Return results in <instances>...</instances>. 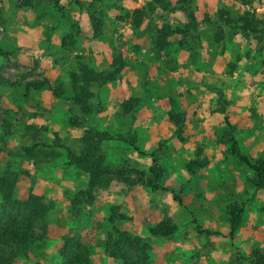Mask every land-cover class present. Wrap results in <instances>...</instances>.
<instances>
[{"label": "rangeland", "instance_id": "1", "mask_svg": "<svg viewBox=\"0 0 264 264\" xmlns=\"http://www.w3.org/2000/svg\"><path fill=\"white\" fill-rule=\"evenodd\" d=\"M20 1L0 0V46L12 51L9 60L0 56V76L14 80L13 84L0 80V170L10 168L16 172L13 188L15 198H22L27 190H32L52 206L43 218L47 225L46 237L34 243L27 256L20 255L17 264H58L61 257L57 244L61 237L70 234H78L89 245V260L86 264H118L117 260L102 252V247L101 250L98 248L103 244L102 234L112 227V223L108 221L111 206H116V213H122V216L114 219V224L119 221V224H115L117 227L138 233L144 238L151 234L146 226L151 225L154 219H146V213L141 219L130 220L127 206L109 204L105 210L95 207L96 189L107 185L109 180L121 183L122 191L131 185L109 176L105 185L94 190L92 203L86 205L82 213L75 214L68 208V198L80 188L78 183L81 178L76 173L80 169L65 162L64 148L55 146L58 156L40 164L34 163L32 157H27L22 151L27 144L22 136L23 124L26 122L44 125L43 135L48 141L53 140L52 132L55 131L59 141L68 145L73 136L72 131L77 128L67 122L68 116L73 113L65 105L70 93L69 69L81 57H84L81 61L94 69L109 68L111 56L116 50L122 55L126 51L137 54L134 61L140 65L141 72L133 80L137 86L129 88L132 94L130 96H136L138 101L136 94H141L147 88L146 94L152 95L153 103L159 107H153L149 111L137 110L136 102L127 113L130 114L127 119L120 118L116 123L96 122V118L100 119L97 117L98 113L104 107L99 94L104 83L92 97L96 109L87 115V120L96 128L110 132L138 135V127L139 135L161 136L152 142L150 149L144 150L147 154L145 162L137 156L138 161H135L134 166L135 162L129 155L125 161L117 164L147 171L150 164L149 152L158 146L159 141L162 142L156 155L157 163L163 169L160 185L166 189L159 188L157 191L162 202H168L170 209L177 203L176 209L184 211V217L178 220V229L170 234L169 241L163 242L170 253L165 259L168 263L176 259L179 264H250L243 258L249 249L257 248L264 253V188H254L249 180L251 169L240 163L234 155L227 153L225 144H215L210 137L211 133H220L226 129L222 121L226 114L228 119L231 117L230 120L237 121L234 131L241 149L252 157L264 156V31L256 39L251 34L245 35L238 29L222 25L224 36L216 40L213 35L215 26L203 22L198 36L173 35L169 49L167 46L159 53H154L149 41L140 50L142 45L137 42L140 32L142 36L150 35V32L152 35L153 28L162 19L178 24L183 21L180 11L165 12L163 15L155 10L148 11L142 26L134 31L130 27L129 12L134 6L147 0H100L89 8V0H56L55 4L53 0H31L32 4L18 6ZM164 1L172 4L178 0ZM192 5L198 17L207 15L211 18L217 17V11L221 7L232 14L240 12L243 7L236 0H193ZM93 8L100 12L103 19L102 31L96 36L91 34L88 17ZM263 8L264 2L255 7L256 10ZM42 22L44 25H41ZM70 28L75 33L74 42L67 49L61 46L60 37ZM179 38L183 41L178 42ZM177 53L179 61H176ZM177 67L183 75L182 86L178 93L170 96L174 101L172 105L169 103L162 112L160 107L167 101L162 100V93L166 90L161 92L159 87L161 84V88L165 85L168 71ZM25 73L26 76H23ZM42 77L47 78L48 84L52 86L60 81L64 91L54 95L46 83L38 89L29 86L25 90L27 80ZM177 96L180 98L179 102ZM218 97L226 102L224 110H218ZM40 100L53 102L52 110L57 112L54 119L44 118L41 122L35 120L37 110L32 107ZM119 103L117 102L118 105ZM106 109H113L112 100ZM169 111H180L184 115L182 139L172 133V126L167 118ZM167 126L171 129L168 130ZM180 141L184 146L177 155H173L175 144ZM197 147L201 148L200 155L206 156L208 161L200 169L206 170L209 163L212 169L205 178L194 180V174L200 169L196 167L190 172L185 163L195 157ZM202 148L205 149L204 152ZM213 175L216 180L212 178ZM73 179L76 186H68V181ZM59 182L61 183L58 185ZM173 193L180 197L179 201L172 197ZM213 193L216 194L214 197L211 195ZM55 198H63V202H54ZM235 199H243L245 207L242 221L230 240L227 235H221L226 234L228 229L225 206ZM4 208L0 197V215ZM165 214L171 217L170 214L163 215ZM130 222L133 230L129 229ZM195 225L200 230L209 229L213 233H197ZM93 236L99 239V243L94 242ZM149 252L154 260L152 263L148 259L151 264H166L165 259H156L151 247Z\"/></svg>", "mask_w": 264, "mask_h": 264}, {"label": "trees", "instance_id": "2", "mask_svg": "<svg viewBox=\"0 0 264 264\" xmlns=\"http://www.w3.org/2000/svg\"><path fill=\"white\" fill-rule=\"evenodd\" d=\"M38 0H35L37 2ZM100 0H89L88 8L93 6L94 2ZM243 5L240 12L230 13L224 8H219L217 17L211 18L207 15L198 17L194 11L193 0H178L170 4L164 0H147L143 4L134 6L130 14V27L132 30L139 29L148 11H157L163 15L165 12L174 10L180 11L183 21L178 24H172L167 19L159 21L153 28L152 35L149 38L150 48L154 53H159L165 49L173 35H182L196 37L199 34L198 25L203 22H209L215 26L214 38H223L224 32L222 25L229 29H238L245 35H252L259 39L264 31V8L256 10L255 7L264 2V0H236ZM56 0H53L55 4ZM22 4H32L31 0H21L18 6ZM89 25L91 34L96 36L102 31L103 19L100 12L94 8L89 12ZM76 32V30H75ZM74 30H67L60 37L62 47L70 49L74 42ZM183 39L179 38L178 42ZM11 49L0 46V56L9 60ZM124 64L123 55L116 50L110 59L109 68L94 69L88 63L76 60L69 69V90L66 97L70 108L74 109L67 122L71 126L79 127L81 130L77 136L76 148H71L67 144L59 141L55 131L52 132L53 140L48 141L43 131L45 126L26 122L23 124L22 136L27 144L22 148L27 157H32L36 164L48 162L58 156L59 152L55 146H61L65 150V162L84 171L87 179L84 187L75 190L68 198V208L75 214L84 211L86 205L92 203L94 199V190L106 184L108 177L126 182L129 185L142 184L149 186L152 190L166 187L160 185L162 176V167L157 163L156 151L158 146L149 152L150 164L147 171L124 164H108L105 162V153L102 149V142L107 139H120L131 148L139 151L135 133L130 132H110L105 129H98L90 124L86 116L96 109L92 97L96 95L97 88L113 80ZM26 76V73L23 74ZM0 80L8 84H13L14 80L5 79L0 76ZM46 83L54 95L61 94L64 90L61 82L56 85L48 84L47 78L29 79L25 82V90L30 86L32 89H38ZM221 97L217 98L218 110H224L225 101ZM136 96H130L121 101L118 110L121 114L129 113L135 103ZM168 121L172 126V133L182 139L185 127L184 115L180 111H169L167 113ZM222 121L226 129L220 133H213L217 144H225L227 153L234 155L240 163L248 166L252 175L249 177L254 188H264V156L252 157L245 153L235 136V125L231 123L226 114ZM201 148L197 147L195 157L190 158L186 163V169L193 171L194 168H200L207 164V157L200 155ZM16 182V172L10 168L0 170V197L5 208L0 215V264H17L19 256H27L31 246L46 237L47 225L44 222V214L52 206L50 202L44 201L42 196L32 190H27L22 198L13 196V188ZM172 197L180 200V197L173 193ZM245 202L243 199L232 200L226 204V217L228 221V230L226 235L233 237L235 229L242 221ZM116 206L110 207L108 221L112 223L111 229L104 233L102 252L108 257L117 260L118 264H151L148 261L147 246L145 238L134 232L117 227L113 222L115 218L122 216V213H116ZM39 221V224H37ZM177 228V224L172 221L169 215H163L160 220L152 225H147L146 230L155 235L168 236ZM196 232L210 233L209 229L200 230L195 225ZM57 251L61 257L58 264H86L89 260V245L83 241L78 234H70L61 237L57 244ZM243 258H246L250 264H264V253L257 248H251Z\"/></svg>", "mask_w": 264, "mask_h": 264}, {"label": "crops", "instance_id": "3", "mask_svg": "<svg viewBox=\"0 0 264 264\" xmlns=\"http://www.w3.org/2000/svg\"><path fill=\"white\" fill-rule=\"evenodd\" d=\"M202 24L203 23H200L198 25V31L199 32H200L199 28L202 26ZM41 25H44V23L42 22ZM142 28H143L142 30H144L145 26H143ZM150 35H151V32H150ZM150 35L148 34L146 36H142V33L140 32V34L138 36V40H137V42L140 45H142L140 50H143L144 45H146L148 43ZM170 47H171V44H169L167 48L169 49ZM123 55H124V64H123L121 70L119 71L118 76L114 80H112L111 82L110 81L106 82L99 89V94H100V97L102 98L104 107L98 113L97 117L100 119L96 118V122L109 123L110 121H114L116 123L118 121V119H120V118L127 119L128 116L130 115V114H124L123 116L120 115V112L118 110L119 105L117 104V102L119 103L123 99L125 100V98L127 96L132 95L131 92L129 91V88L130 87L133 88V87L137 86L135 84V82H133V80L135 79L136 75L138 77L140 76L141 70H140V65L136 61H134L135 60L134 56L137 55L136 53H134L133 51H126V52H124ZM171 56L173 58V55H171ZM255 57L258 59L257 55H255ZM81 60H84V57L83 58L81 57ZM176 61H179L178 60V53L176 54ZM107 62H108V60H107ZM166 78L167 79L165 81V85L162 87L163 89L161 88L162 84L159 87V91H161V92L166 90L164 93H162V95H164L162 100L165 101L167 99L165 104H163V107H160L162 112H164L166 110L169 103H170V105H172V103L174 101L171 100L170 96L174 95V93L179 92L178 90L182 86L181 82H183V75H182L179 67H177L175 70H172V71L169 70L168 73L166 74ZM146 91H147V88L144 89V91H141V94H136L138 96V101L136 103V107L138 108L137 110L144 109V110L149 111L153 107L158 106L156 103H153V101H152V100H154V98H152L153 96L146 94ZM177 97H178L177 100L179 102L180 98H179V96H177ZM111 100H112L113 109L108 111V109H106V108H108V104ZM143 102H145V103L143 104ZM51 103L53 104L52 101L46 102V101H41V100L34 103L32 108L37 110V113L34 117L36 121L41 122L44 118L45 119L49 118L50 120L54 119V116L57 114V112L52 110ZM65 105H66V108H68L71 112H74V109L70 108L68 100L66 101ZM41 111H42V113H40ZM43 112H45V113H43ZM151 118H153V117L151 116ZM164 118H166L165 115H164ZM86 119H87V116H86ZM230 119H231V117L229 118V121L235 125V122H237V121L235 119H232V120H230ZM133 123H135V122H133ZM18 128H19V126L16 129H18ZM167 129L170 130L171 127L167 126ZM80 130H81V126L74 128V130L72 131L73 136L71 138V141L68 142V146H70L71 148H76V146H77L76 135H77V132H79ZM136 132L138 134L136 136H137V146H138L139 151H136L135 149L129 147L128 144L124 141L119 142L118 140L116 141L115 139H110V140L108 139L102 143V149L105 152V161L109 164L122 163V161H125L127 159V157L129 155H131V157L133 158L132 161H134V162L138 161L137 156H139L145 162L147 154H146V152H144V150L150 149L149 146L152 145V142H155L161 136L160 135H139L140 129L138 127L136 128ZM213 133L210 134V137L215 142V139H214L215 136ZM215 144H217V143L215 142ZM175 146H176V148L173 149V151H174L172 153L173 155H175V154L177 155L178 151L184 145H183V142L180 141V142L176 143ZM200 146H202V145H200ZM204 151H205V149L202 148V152H204ZM210 152H211V150H210ZM131 165H133V164H131ZM135 165H136V162H135L134 166ZM210 169H212L211 163H209L207 165L206 170L200 169L196 174H194L193 179L197 180V179L205 178L207 172H209ZM164 171H166L165 168H164ZM76 173L79 174V176L81 178L78 185H80V187H83L86 183L87 175L84 171H81V170H80V172L77 170ZM212 178L214 180H216V177L214 175L212 176ZM200 181H203V180H200ZM60 183L61 182H59L57 184L59 185ZM69 184L72 187L76 186V181L74 179L71 181H68L67 185L70 186ZM122 187H123V185L121 183L115 181L114 179H111L108 181V184L105 185L104 187L97 188L95 191L96 198L94 200L95 207H98L100 209L104 208V210H105V208L109 204H119V205L121 204V205H124L125 207L126 206L128 207L127 212L129 214L128 216H129L130 220L137 219V218L141 219L143 217L142 215H144L146 213L145 214L146 219H154V221L150 223L151 225L156 223L158 220H160L164 213L170 214L172 221H174L177 224V226H178L179 218L184 217V211L176 209L177 203L175 204L173 209H170L168 207V202H164V203L162 202L160 195H159L160 193L157 191L158 189H155L153 191L148 186H142L140 184H134L131 186H126L125 190H123V191L121 190ZM211 195H212V197H214L216 194L214 195V193H213ZM51 197L52 196H50V198ZM54 202H59V203L63 202V198H59V199L55 198ZM225 208H226V206H225ZM152 212H154L156 214H152ZM215 218L216 217H213V219H215ZM246 221H247V219H246ZM115 224H119V221H116ZM131 226H132V223L130 222L129 229L133 230L134 228H133V226L132 227ZM248 229H250V227ZM202 232H204V231H202ZM197 233H201V232H197ZM204 233L209 234L207 232H204ZM210 233H213V232H210ZM103 235L104 234H102V237H103ZM221 236L224 237V236H226V234H223ZM170 237H171V235L157 236V235H153V234H148V237L145 238L146 241L149 242L148 248L146 249V252L148 255V259L150 261H152V263L154 262V260H153V257L149 254L150 253L149 248L150 247L152 248V253H155L156 259H157V257L165 259V257L167 255H169L170 253H169V251H167L166 247L163 246V242L168 240V239L170 240ZM233 237H234V234H233ZM233 237L229 238L227 236V238L230 240L233 239ZM93 240H94V242L96 241V243H99V239L95 238L94 236H93ZM100 241H102V239H100ZM100 243H102V242H100ZM152 244H154V245H152ZM101 245L98 246L99 250H101V247H102ZM169 245H170V243H168V247H169ZM175 260L172 259L171 263H168V261L165 259L164 263H166V264H179V263H176Z\"/></svg>", "mask_w": 264, "mask_h": 264}]
</instances>
